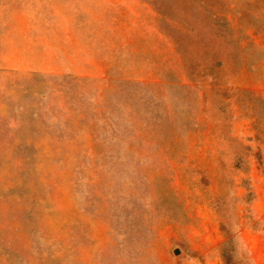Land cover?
Returning a JSON list of instances; mask_svg holds the SVG:
<instances>
[{"label": "rangeland", "instance_id": "obj_1", "mask_svg": "<svg viewBox=\"0 0 264 264\" xmlns=\"http://www.w3.org/2000/svg\"><path fill=\"white\" fill-rule=\"evenodd\" d=\"M263 100L264 0H0V264H264Z\"/></svg>", "mask_w": 264, "mask_h": 264}, {"label": "trees", "instance_id": "obj_2", "mask_svg": "<svg viewBox=\"0 0 264 264\" xmlns=\"http://www.w3.org/2000/svg\"><path fill=\"white\" fill-rule=\"evenodd\" d=\"M262 102L264 103V100ZM260 122H262L261 118ZM241 183V187L246 191L244 197H246L247 201L251 200L254 193L252 191L248 178H242ZM222 217L223 219L221 221V228L225 234V240L220 246V255L222 257L223 264H251L249 251L241 235V217H237V213L229 218H226L225 215H222ZM244 218L248 219L247 222L254 229L258 228V222L252 219V216L250 214L247 213Z\"/></svg>", "mask_w": 264, "mask_h": 264}, {"label": "water", "instance_id": "obj_3", "mask_svg": "<svg viewBox=\"0 0 264 264\" xmlns=\"http://www.w3.org/2000/svg\"><path fill=\"white\" fill-rule=\"evenodd\" d=\"M175 253H180V250L179 249H175Z\"/></svg>", "mask_w": 264, "mask_h": 264}]
</instances>
